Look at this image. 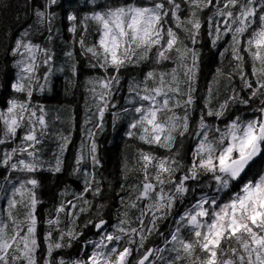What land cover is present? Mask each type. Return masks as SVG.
<instances>
[{"label": "snow or ice", "instance_id": "snow-or-ice-1", "mask_svg": "<svg viewBox=\"0 0 264 264\" xmlns=\"http://www.w3.org/2000/svg\"><path fill=\"white\" fill-rule=\"evenodd\" d=\"M88 2L93 6L91 14L81 17L79 13H66L70 24L67 30L73 34L79 52H64V65L57 66L52 47L54 32L58 31L53 28L55 8H63V4L60 0H43L33 7L35 24L40 27L23 31L8 50L13 57L11 69L4 72L0 67V74L5 76L0 88L11 90L10 98L0 107V264H264V174L246 178L256 160L264 158V0ZM206 9L212 14L204 21L202 13ZM93 25L98 41L88 44ZM205 25L213 48L228 45L220 53L221 57L230 53L234 62L228 79L238 75L250 99L260 98L261 107L256 110L260 116L247 120L236 116L223 129L210 125L208 118L223 119L230 105L250 103L233 89L229 98L213 107L210 86L192 132L200 61L195 45ZM36 33L47 43L34 42L31 36ZM78 55L87 57V67L98 73L85 80L95 109L88 108L85 126L92 124L102 130L105 115L110 112L114 121H128V137L166 149L169 155L157 157L151 150H140L143 181L132 189L134 199L130 197L128 203L121 200L125 211L118 213V222L109 225L98 213L97 221L88 223L97 235H103L99 240L85 241L90 251L77 258L60 255L57 259V250L71 248L83 236L76 221L90 208L87 196L101 194L95 172L101 160L95 134L88 129V142L81 144L73 169L74 175L83 177V188L72 193L73 200H61L39 239V190L44 186V173H63L64 154L72 141L70 135L55 133V163L44 159L45 141L53 135L60 117L50 120L47 107L34 101L37 94H51L53 77L66 71L71 73L68 84L77 86ZM167 61L175 67H151L139 78L131 77L124 104L115 101V93L123 87L122 70L142 64L164 66ZM249 61L250 72L245 70ZM216 72L217 76L224 75L220 68ZM189 133L199 138L193 161L176 179L175 173L185 167L176 159L180 154L177 140ZM82 165H90L91 171ZM202 174L210 175L217 193L226 192L236 182L240 191L226 202H220L218 196H202L174 218V227L167 235L160 233L159 221L172 216L176 203L190 191L188 182L197 181ZM64 195L67 190L61 193ZM77 202L83 206L78 207ZM141 202H146L142 208ZM129 209H138L135 221L130 219ZM62 214L71 217L72 227L66 230L61 228ZM54 233H58L55 239ZM157 233L163 246L146 247ZM42 246L44 253L40 254Z\"/></svg>", "mask_w": 264, "mask_h": 264}, {"label": "trees", "instance_id": "trees-1", "mask_svg": "<svg viewBox=\"0 0 264 264\" xmlns=\"http://www.w3.org/2000/svg\"><path fill=\"white\" fill-rule=\"evenodd\" d=\"M77 4L81 7V11L86 14H91L92 5L88 0H76ZM43 0H0V67L3 68L4 72L11 69L13 62V57L8 51L14 46L15 40L19 38L20 34L28 29L30 26L35 24V16L33 7L38 6ZM111 2V0H109ZM123 3L124 0H119ZM214 11V9H213ZM212 14L211 11L207 9L202 13L203 20L206 21L208 16ZM63 15V14H62ZM66 26L70 25L66 19V14L63 16ZM66 19V21H65ZM45 35L47 33L45 32ZM37 43H47L42 36L37 33L33 35ZM63 39H60V37ZM59 39L58 46L57 38L54 39L52 46L55 52L58 49H62L58 55V64L64 65L66 57L63 56L66 51L79 52V45L73 44V36L69 34H63ZM183 39V35L181 36ZM211 37L207 34V26L202 30V35L195 47L198 49L200 54L199 61V71L197 75V80L195 83L196 92L194 93L196 97L195 111L192 112V125L191 131L196 130V122L198 121L201 111H203V106L205 98L208 95V89L211 86L213 88V107H217L219 103H222L225 99L229 98L233 89L240 94L241 98H249L250 95L247 89L243 88L242 82L238 75H233L232 79H228V74L232 73L234 62L231 59L230 53H226L224 57L220 56L224 48L228 45L225 43L223 46L218 48H213L210 43ZM98 41V34L95 31V25L92 26V30L89 35H87L86 42L92 44ZM189 47H193L190 42L186 41ZM175 56V53H173ZM80 61V75L76 78L77 86L75 88L68 84V78H70L71 73L66 71L64 74H58L53 77V91L50 95L45 96L37 94V103H47L56 104L53 106V110L61 109L60 115L67 119L68 124L66 131L63 132L64 135H70L72 143L69 146V150L64 154V171L61 174H49L44 173L45 179L43 180V187L39 190V196L42 200V204L38 208V219L39 224V239L42 240L44 232L47 230L46 221L51 215H54L55 208L59 205L61 200L68 201L73 200L74 197L72 193L79 192L83 188V177L73 174V169L75 167V157L80 150L82 143L87 144V130L91 129L95 134V140L98 144V156L101 160V166L98 167L96 172V179L100 181L101 194L93 197L91 194L87 196V199L91 201L89 210L79 215L76 221V227L78 231L83 233L79 242H74L71 248H63L58 251L57 259L60 255H63L65 259L77 258L83 255L85 250L90 251V246L85 244L87 240H99L100 236L97 235L95 228L88 223L90 220L95 222L99 216L107 220L109 225H114L118 222V213H123L125 211V205L121 203L124 200L125 203L129 202V198H135V193L132 189L143 181V173L140 171V163L138 162V153L140 150L149 151L151 150L154 155L160 157L161 153H165L167 156L169 153L163 148H157L149 145L143 144L136 138H130L126 135L127 120L114 121L111 113H106L103 122V129L98 127H93L92 124L85 126V115L88 108H92V98L85 88V80L89 76L98 75L97 71L87 67V57L82 55L77 56ZM251 62L245 66V70L250 72ZM151 67L164 68L165 70L175 67L172 61L165 62L164 66H156L149 64L147 67H143L145 71L149 70ZM220 68L224 75L217 76L216 70ZM144 70H138L137 68L130 67L127 70H122L124 73V80L122 81L123 87L115 93V101L118 104H124V97L127 95L125 91L127 87V81L131 77H140ZM13 76L15 75V70L13 69ZM216 77V82L213 83V79ZM5 78L3 74H0V81ZM11 96V90L5 92L3 88H0V107L4 106V102ZM61 106L60 108L58 107ZM260 98L254 100L250 99V103L244 104H233L230 105L228 113L223 119H216L213 117L208 118V123L223 129L231 119L236 116H240L242 119L247 120L251 117L256 118L260 116V113L256 111L260 108ZM58 113V111H57ZM95 123V120H93ZM57 126L52 129V132H57ZM218 133H213V136L218 137ZM211 138V137H210ZM198 137L192 135L191 133L186 134L184 137H178L177 149L179 150V156L176 159L180 161L185 167L180 171L175 173V178L179 179L187 167L191 165L193 161V152L198 141ZM52 145V148H51ZM58 141L55 140V136L52 135L46 139L44 144V159L50 160L55 163L54 154L58 152ZM166 156V157H167ZM127 166V169L126 167ZM83 167H88L91 171L90 165H82ZM150 174L154 175V170L149 169ZM258 174H264V158H258V160L253 164L251 169L247 173L246 178L257 177ZM7 175V173H5ZM125 176L127 178H125ZM59 177V178H57ZM187 186L190 191L185 194L183 200L176 203L173 209L172 216L167 219L159 221V232L167 235L170 230L174 227V218H178L187 208H189L193 203L198 201L202 196L213 197L218 196L220 202H226L230 195L240 191V183L236 182L233 187L229 190L221 191L217 193L214 181L210 178L208 174H202L197 181H189ZM170 186L165 185V188ZM67 190V195L61 196ZM0 203H2L0 201ZM144 203L141 202L139 207H144ZM78 207L83 206L77 202ZM129 217L132 221H135L136 217L139 215L138 209H129ZM62 223L61 228L65 230L68 227H72L70 224L71 217L61 216ZM147 222V221H146ZM88 224V227H85ZM133 226H137L133 223ZM111 231V228L108 229ZM58 233H54L53 238L55 239ZM162 247L163 240L161 236L157 233L154 234L150 241L147 243L146 247L155 248ZM44 253V248L40 249V254Z\"/></svg>", "mask_w": 264, "mask_h": 264}, {"label": "rangeland", "instance_id": "rangeland-1", "mask_svg": "<svg viewBox=\"0 0 264 264\" xmlns=\"http://www.w3.org/2000/svg\"><path fill=\"white\" fill-rule=\"evenodd\" d=\"M60 2H61V4H63V8H61V7H56L55 8V11L57 13V18H56V20H55V22L53 24V28L55 30H58V31L54 32L55 39L57 38L58 46H61L59 44L60 41L58 39V37H60L61 35H63V34H69V35H72L73 36V34L70 33V32H68V30H67L70 25L66 26V22H64V18H63L64 14H66V13H72V14L79 13L80 16L86 15L85 12L81 11V7L79 6V5H82V4H77V1L76 0H60ZM65 21H66V19H65ZM33 27H40V26H37L36 24H34ZM37 34L40 35L39 33H37ZM31 39L34 42L37 43V41H36V39L34 38L33 35L31 36ZM60 39H63L62 41H64V37L63 36H62V38L60 37ZM53 49H54V47H53ZM61 50L62 49H60V50L58 49V52L56 53L57 54V61H58V58L60 56L58 54L60 53ZM60 65L61 64H58L57 63V66H60ZM143 67H144V65L142 64L140 67H135V68H137L140 71V70H144ZM143 72H146V71L144 70ZM48 95H50V94L45 93L44 94V97L45 96H48ZM42 104H44L46 107L48 106V104L45 103V102L42 103ZM53 106H57V105L56 104H49V107H47V109L49 111V119L51 120L54 117H56L57 115H59L60 119L58 121H56L55 125L57 126V130H58L57 132H62L63 133V132L66 131L68 121H67V119H65L64 117H62V115H60L61 114L60 113L61 109H55V110H53L52 109ZM58 107L60 108L61 106L58 105ZM57 111H58V113H57ZM252 118L253 117H251L249 119H252ZM57 132H54L53 135L55 133H57ZM153 147H156V146H153ZM51 148H52V145H51ZM164 150H166V149H164ZM166 156L167 155L165 153H161V155H160V157H166ZM1 202L3 203V201H1Z\"/></svg>", "mask_w": 264, "mask_h": 264}]
</instances>
